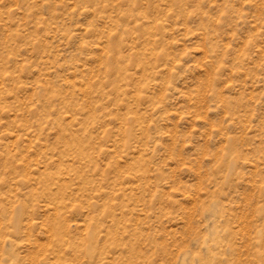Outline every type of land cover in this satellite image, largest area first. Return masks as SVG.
<instances>
[{
  "label": "rangeland",
  "instance_id": "obj_1",
  "mask_svg": "<svg viewBox=\"0 0 264 264\" xmlns=\"http://www.w3.org/2000/svg\"><path fill=\"white\" fill-rule=\"evenodd\" d=\"M0 264H264V0H0Z\"/></svg>",
  "mask_w": 264,
  "mask_h": 264
}]
</instances>
